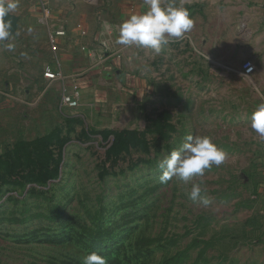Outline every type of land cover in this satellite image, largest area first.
<instances>
[{
    "label": "rangeland",
    "instance_id": "rangeland-1",
    "mask_svg": "<svg viewBox=\"0 0 264 264\" xmlns=\"http://www.w3.org/2000/svg\"><path fill=\"white\" fill-rule=\"evenodd\" d=\"M174 2L193 28L156 54L116 43L144 0H87L122 63L93 76L77 109L63 105L69 81L44 78L55 48L37 19L13 50L0 43V264H83L90 252L107 264H264V140L251 128L264 89L240 74L251 33L239 10L260 2ZM188 135L210 136L226 160L161 183L158 164Z\"/></svg>",
    "mask_w": 264,
    "mask_h": 264
},
{
    "label": "clouds",
    "instance_id": "clouds-1",
    "mask_svg": "<svg viewBox=\"0 0 264 264\" xmlns=\"http://www.w3.org/2000/svg\"><path fill=\"white\" fill-rule=\"evenodd\" d=\"M17 6V0H0V43L10 51L14 49L10 43L11 21H5L4 17L13 13ZM193 25L190 10L183 3L177 6L174 0H169L167 4L163 0H144V11L129 15L119 25L116 43L150 48L158 54L162 46L169 42V37L182 38ZM105 28L110 29L111 25L106 22ZM251 128L264 140V103L259 104L252 113ZM226 158L227 153L213 143L210 136L188 135L180 149L171 151L158 164L163 170L159 180L166 183L173 177H179L187 182L194 175L203 176L205 169L213 165L220 166ZM201 192L200 184H194L190 197L208 206L211 200L202 196ZM83 264H107V260L97 252H90L83 257Z\"/></svg>",
    "mask_w": 264,
    "mask_h": 264
},
{
    "label": "crops",
    "instance_id": "crops-1",
    "mask_svg": "<svg viewBox=\"0 0 264 264\" xmlns=\"http://www.w3.org/2000/svg\"><path fill=\"white\" fill-rule=\"evenodd\" d=\"M257 1L260 3L251 8L246 3H242L239 10L244 12V19L247 17V20L243 22L247 28L249 27L251 33L249 50L246 54L254 62L257 72L256 80L260 88L264 89V0ZM86 2L87 0L62 2L17 0L18 6L12 14L20 18L19 27H22L23 20L37 19L39 21L44 8H48L51 12L48 22L43 24L39 21L47 37L56 30H66V36L61 37L55 47L53 65L59 66L68 78H73L80 73L85 74L82 84L84 88L86 87L85 89H88V87L91 88L89 85L93 84V76L98 71L113 70L111 57L119 53V50L115 49V46L106 38L100 36V32L97 33L96 13L91 4ZM104 45L115 51L109 58L102 56V51L99 50V48L103 49ZM114 64H117L116 58ZM68 84L71 82L69 81Z\"/></svg>",
    "mask_w": 264,
    "mask_h": 264
},
{
    "label": "built area",
    "instance_id": "built-area-1",
    "mask_svg": "<svg viewBox=\"0 0 264 264\" xmlns=\"http://www.w3.org/2000/svg\"><path fill=\"white\" fill-rule=\"evenodd\" d=\"M51 1H69V0H51ZM51 16V12L48 8H44L43 15L40 18V23L46 24ZM66 36V30H56L52 33L49 34L48 41L49 44L52 47H56L58 44V40L61 37ZM103 48L105 49L104 53L102 56L105 55V58H109L112 56L114 53L110 55L109 50L106 49V46L104 45ZM117 59V64H114V59ZM113 63V68L115 71H118L120 73V68H121V63H122V54L121 53H116L114 56L111 57ZM256 73V66L253 61L251 60H245L240 68V74L244 78H250ZM85 77V74L80 73L73 78H68L64 75L62 69L57 66H47L45 71H44V78L49 81V82H64V81H70L71 84L65 85L64 86V93H63V105L69 109H77L81 106L82 103V98H83V79ZM70 86V87H69Z\"/></svg>",
    "mask_w": 264,
    "mask_h": 264
},
{
    "label": "water",
    "instance_id": "water-1",
    "mask_svg": "<svg viewBox=\"0 0 264 264\" xmlns=\"http://www.w3.org/2000/svg\"><path fill=\"white\" fill-rule=\"evenodd\" d=\"M4 19L5 21H11V34L12 36L16 35L19 28L20 18L12 13H9L4 17Z\"/></svg>",
    "mask_w": 264,
    "mask_h": 264
}]
</instances>
